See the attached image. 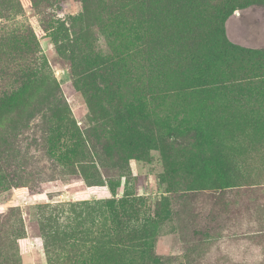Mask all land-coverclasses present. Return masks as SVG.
Masks as SVG:
<instances>
[{"label":"rangeland","instance_id":"obj_1","mask_svg":"<svg viewBox=\"0 0 264 264\" xmlns=\"http://www.w3.org/2000/svg\"><path fill=\"white\" fill-rule=\"evenodd\" d=\"M114 2L0 0V28L34 41L40 89L58 85L61 125L87 137L99 171L72 176L56 161L57 102L33 100L36 115L17 124L0 116V176L13 179L0 191V264H264V84L237 97L231 85L191 83L190 69L151 75L135 64L130 14ZM198 4L230 8L221 73L236 72L243 51L264 56V0ZM118 63L139 82L117 80Z\"/></svg>","mask_w":264,"mask_h":264},{"label":"trees","instance_id":"obj_2","mask_svg":"<svg viewBox=\"0 0 264 264\" xmlns=\"http://www.w3.org/2000/svg\"><path fill=\"white\" fill-rule=\"evenodd\" d=\"M121 6L131 18L127 26L128 38L134 44V55L137 54L140 59L135 64L139 63L145 71L165 80L164 66L178 71L190 69L191 83L205 88L217 85L214 89L221 91L229 90L226 86L231 85L237 97L260 95L262 87L259 86L264 84V56L260 53L241 52V64L234 73H221L217 69L227 53L232 52L222 38L224 14L228 15L230 8H217L215 5L206 10L198 4V0H115L113 10L117 11ZM211 29L214 35L209 39ZM28 39L30 36L21 28H0V77L10 82L0 88V116L16 117L14 124H17L24 116L31 118L36 115V111H27L33 100L36 107L42 103L57 102L52 112V116L58 118L57 124L49 128V144L56 161L68 166L72 176L80 173L84 177L88 169L98 173L95 160L87 159L92 155L87 150L91 149L87 137L76 128L61 125L67 119L64 112L67 104L60 103L58 85L40 89L46 83L43 63L36 56L32 39L27 47L25 41ZM6 55L11 58L9 64L1 65ZM118 65L121 76L118 75L117 80L139 82L135 71L131 70L132 66L124 70L125 65L122 69L121 63ZM108 76L117 78L113 71ZM42 91L44 95L40 96ZM23 105L26 108H22ZM51 108L50 111L53 110ZM12 181L11 174L0 176V191L12 188ZM135 201L123 200L120 207L128 211ZM118 216L125 218L120 210Z\"/></svg>","mask_w":264,"mask_h":264}]
</instances>
